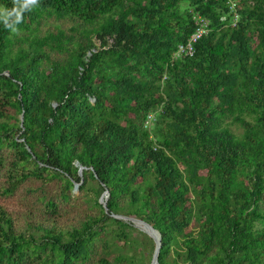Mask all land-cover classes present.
I'll list each match as a JSON object with an SVG mask.
<instances>
[{"label": "trees", "instance_id": "1", "mask_svg": "<svg viewBox=\"0 0 264 264\" xmlns=\"http://www.w3.org/2000/svg\"><path fill=\"white\" fill-rule=\"evenodd\" d=\"M197 12L210 34L172 61ZM239 13L0 0V195L25 207L0 205V264H152L118 215L159 264H264V0Z\"/></svg>", "mask_w": 264, "mask_h": 264}, {"label": "built area", "instance_id": "2", "mask_svg": "<svg viewBox=\"0 0 264 264\" xmlns=\"http://www.w3.org/2000/svg\"><path fill=\"white\" fill-rule=\"evenodd\" d=\"M242 3L243 0H228V5L232 14L231 26L233 27L237 25L240 19L239 8L241 7ZM226 19H227L226 16H222V20H226ZM193 20H194V31L191 33V35L187 38L185 42L178 44L177 49L173 52L171 58L172 61H175L180 58L193 57L195 54V45L203 37L210 34L212 30L211 20L207 16L197 12L194 14ZM154 118H155V113L151 112L148 114L145 121L146 128H151Z\"/></svg>", "mask_w": 264, "mask_h": 264}, {"label": "rangeland", "instance_id": "3", "mask_svg": "<svg viewBox=\"0 0 264 264\" xmlns=\"http://www.w3.org/2000/svg\"><path fill=\"white\" fill-rule=\"evenodd\" d=\"M50 23L55 26L57 24H60L61 26L63 27H67L70 25V22L69 21H63V20H56V19H51L50 20ZM97 44L100 45V42L97 41ZM81 175H82V172H81ZM74 193L75 194H78L79 191L78 189H74ZM101 200V199H100ZM104 200H105V197H104ZM0 205L1 206H4L5 208L9 209L10 211H12L13 213H18V211H22V210H25V207H24V202L21 201L19 195H16L14 197H7V196H2L0 195ZM133 223V222H132ZM133 225L139 230V231H142L144 233L146 232H153L151 229H146L144 228V230L146 231H143L141 230V228L138 227V225L136 226L134 223ZM148 234V233H147ZM154 235L157 237V240L159 239L158 235L154 232Z\"/></svg>", "mask_w": 264, "mask_h": 264}, {"label": "water", "instance_id": "4", "mask_svg": "<svg viewBox=\"0 0 264 264\" xmlns=\"http://www.w3.org/2000/svg\"><path fill=\"white\" fill-rule=\"evenodd\" d=\"M22 118H23V115H22ZM78 186L79 184L76 185V189H78ZM104 197H105V200H104ZM109 197V192L107 191L103 197L101 198V202L104 203V206H107V199ZM117 217L119 218H124L126 220H130L131 222H133L136 226V222H141V223H145L146 225H148L159 237V239L157 240V237L155 235H153L152 233H148L156 242V249H155V252H154V256H153V260H152V264H159V252H160V247H161V235L160 233L152 226L150 225L148 222L144 221V220H141V219H138V218H133V217H126V216H121V215H118Z\"/></svg>", "mask_w": 264, "mask_h": 264}]
</instances>
